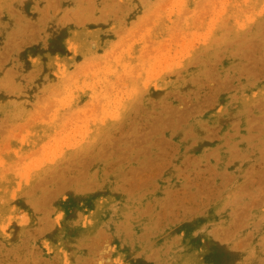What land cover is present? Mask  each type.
Returning a JSON list of instances; mask_svg holds the SVG:
<instances>
[{"label": "rangeland", "instance_id": "rangeland-1", "mask_svg": "<svg viewBox=\"0 0 264 264\" xmlns=\"http://www.w3.org/2000/svg\"><path fill=\"white\" fill-rule=\"evenodd\" d=\"M59 3L0 0V264H264V0Z\"/></svg>", "mask_w": 264, "mask_h": 264}, {"label": "bare ground", "instance_id": "bare-ground-1", "mask_svg": "<svg viewBox=\"0 0 264 264\" xmlns=\"http://www.w3.org/2000/svg\"><path fill=\"white\" fill-rule=\"evenodd\" d=\"M57 1H58V3H59V0H57ZM93 1H94V0H93ZM90 2H91V0H90ZM99 2H100V1H99ZM50 4H51V3H50ZM51 5H52V4H51ZM58 5H60V3H59ZM60 6H61V5H60ZM52 7H53V5H52ZM54 8H55V6H54ZM60 8H61V7H60ZM69 9H70V8H69ZM74 9H75V8H74ZM70 11H71V10H70ZM72 11H73V10H72ZM13 12H15V10H14ZM17 12H18V11H17ZM17 12H15V13H17ZM74 12H75V11H74ZM75 13H76V12H75ZM18 14H20V13L18 12ZM47 14H48V13H47ZM67 14H68V13H67ZM20 15L22 16V14H20ZM49 15H50V13H49ZM75 15H76V14H75ZM67 16H68V15H67ZM73 16H74V15H73ZM49 17H50V16H49ZM80 17H83V16H80ZM68 18H69V16H68ZM70 18H72V17H70ZM44 20H45V19H44ZM101 20H103V18L100 19V21H101ZM19 21H20V20H19ZM77 22H78V21H77ZM33 25H35V24H33ZM44 25H45V24H44ZM35 26H36V25H35ZM22 27H23V26H22ZM27 27H28V26H27ZM29 28H30V27H29ZM34 28H35V27H34ZM34 28H33V29H34ZM38 28H39V26H38ZM26 29H27V28H26ZM35 29H36V28H35ZM41 30H42V29H41ZM24 31H25V29H24ZM12 32H13V31H12ZM37 32H38V31H37ZM37 32H36V33H37ZM14 33H15V32H14ZM32 33H34V32H32ZM17 34H18V33H17ZM19 34H20V33H19ZM19 34H18V35H19ZM24 34H25V33H24ZM24 34H23V35H24ZM28 34H29V31H28ZM34 34H35V33H34ZM37 34H38V33H37ZM12 35H13V34H12ZM14 35H16V33H15ZM29 35H31V34H29ZM26 36H27V35H26ZM32 36L34 37V35H32ZM39 36H40V34H39ZM14 38H15V37H14ZM40 38H41V37H40ZM11 39H12V38H11ZM22 39H23V38H22ZM22 39H21V41H19V42H21L20 44H22ZM16 40H19V39H16ZM23 40H24V39H23ZM12 41H13V40H12ZM14 41H15V40H14ZM14 41H13V42H14ZM35 41H36V40H35ZM15 42H16V41H15ZM259 43H260V42H259ZM9 44H10V43H9ZM12 44H13V43H12ZM261 44L264 45V43H261ZM261 44H260V45H261ZM13 46H14V45H13ZM13 46H12V47H13ZM261 46H262V45H261ZM20 48H21V47H20ZM9 50H10V49H9ZM11 51H13V50H11ZM3 59H5V58H3ZM9 60H10V59H9ZM0 62H1V61H0ZM8 62H9V61H8ZM3 63H6V61L4 60ZM3 63H2V64H3ZM13 64L15 65V63H13ZM15 66H16V65H15ZM10 67H11V66H10ZM2 68H3V67H2ZM6 70H7V69H6ZM12 70H13V69H12ZM13 71H15V70H13ZM13 71H11V73H14V74L16 75V74H17V73H15L16 71H15V72H13ZM5 72H6V71H5ZM3 73H4V72H3ZM6 73H7V72H6ZM3 75H4V74H3ZM5 76H6V75H5ZM16 76H17V75H16ZM2 78H4V77H2ZM15 78H16V77H15ZM7 79H8V78H7ZM16 79H17V78H16ZM2 81H3V79H2ZM2 81L0 80V82H2ZM9 81H10V83H11V80H9ZM13 81H14V80H12V82H13ZM15 82H16V81H14V83H15ZM4 83H5V81H4ZM4 83H3V84H4ZM6 83H7V82H6ZM14 83L12 84V86L15 85ZM199 83H200V81H199ZM3 84H2V85H3ZM2 85H1V86H2ZM8 85H9V84H8ZM3 86H4V85H3ZM3 86H2V87H3ZM2 87H0V88L2 89ZM5 87H6V86H4V88H3L2 90H4ZM6 88H9V89H10L11 86H10V87H6ZM6 90H7V89H6ZM6 90H5V91H6ZM10 91H11V90H10ZM7 92H8V91H6V93H7ZM207 97H208V96H207ZM211 98H212V97H211ZM204 100H205V99H204ZM210 100H211V99H210ZM175 114H176V113H175ZM179 114H180V113H179ZM179 114H178V115H179ZM186 114H187V113H186ZM176 115H177V114H176ZM176 115H174V116H176ZM188 115H189V114H188ZM186 116H187V115H186ZM180 117H181V116H180ZM160 118H161V117H160ZM178 118H179V117H178ZM1 119H2V118H1ZM172 119H173V118H172ZM178 120H179V119H178ZM180 120H181V119H180ZM182 120H183V119H182ZM182 120H181V123H182ZM161 121H162V120H161ZM173 121H175V120H173ZM185 121H186V120H185ZM158 122H159V120H158ZM179 122H180V121H179ZM161 123L163 124V121H162ZM175 123H176V122H175ZM170 124H171V123H170ZM172 124H173V123H172ZM0 125H1V124H0ZM151 126H152V125H151ZM154 126H155V125H154ZM154 126H153V127H154ZM178 126H179V125H178ZM155 127L159 128L158 126H155ZM157 128H153V129H154V130L156 129V131H157V130H158ZM150 131H151V130H150ZM151 133H152V132H151ZM151 133H149V135H150ZM124 134H125V133H124ZM152 134H153V133H152ZM175 134H176V133H175ZM139 136H140V135H138L137 137H139ZM142 136H144V135H142ZM142 136H140V137H142ZM169 136H170V135H169ZM146 137H147V136H146ZM142 138H143V137H142ZM138 139H139V138H138ZM147 139H148V138H147ZM164 139H165V137H164ZM144 140H145V139H144ZM162 141H163V140H162ZM115 145L117 146V144H115ZM115 145H114V146H115ZM155 146H156V145H155ZM183 148H184V147H183ZM162 149H163V148H162ZM176 149H177V148H176ZM185 149H186V148H185ZM150 150H151V149H150ZM179 150H180V149H179ZM188 150H189V149H188ZM188 150H187V151H188ZM168 151H169V150H168ZM173 151H174V150H173ZM263 151H264V150H263ZM99 152H100V151H99ZM101 152H102V151H101ZM104 152H105V151H104ZM106 152H107V150H106ZM109 152H110V151H108V153H109ZM115 152H116V151H115ZM164 152H165V151H164ZM108 153H107V155H108ZM161 153H162V152H161ZM180 153H181V152H180ZM184 153H186V152H184ZM101 154H102V153H101ZM146 154H148V152H146ZM151 154H152V152H151ZM107 155H106V156H107ZM114 155H115V154H114ZM160 155H161V154H160ZM162 155H163V154H162ZM188 155H189V154H188ZM136 156H137V155H136ZM175 156H176V155H175ZM175 156H173V157H175ZM173 157H172V158H173ZM185 157H186V156H185ZM189 157H190V156H189ZM206 157H207V156H206ZM135 158H137V157H135ZM153 159H154V158H153ZM178 159H179V158H178ZM189 159H190V158H189ZM189 159H188V162H189ZM175 160H176V159H175ZM179 160H180V159H179ZM183 160H184V158H183ZM183 160H182V161H183ZM185 160H186V159H185ZM89 161H90V160H89ZM150 161H151V160H150ZM172 162H173V161H172ZM184 162H185V161H184ZM147 163H148V162H147ZM147 163H146V164H147ZM149 163H151V162H149ZM170 164H171V163H170ZM178 164H179V163H178ZM201 164H202V163H201ZM150 165H151V164H149V166H150ZM180 165H181V164H180ZM152 166H153V165H152ZM183 166H184V165H183ZM154 167H155V166H154ZM166 167H167V166H166ZM173 167H174V166H173ZM184 167H185V166H184ZM176 168L179 170V168L177 167V164H176ZM180 168H181V167H180ZM164 169H165V168H164ZM173 169H174V168H173ZM158 170H159V169H158ZM170 171H171V169H170ZM107 172H108V171H107ZM160 172H161V171H160ZM179 172H180V171H179ZM118 173H119V172H118ZM177 173H178V172H177ZM86 174H87V173H85L84 175H86ZM141 174H142V173H141ZM82 175H83V174H82ZM82 175H81V176H82ZM84 175H83L82 177H84ZM152 175H153V174H152ZM180 175H181V174H180ZM87 176H88V175H87ZM143 176H144V175H143ZM215 176H216V175H215ZM69 177H70V175H69ZM154 177H155V176H154ZM259 177H260V176H259ZM199 178H200V177H199ZM214 178H215V177H214ZM53 179H54V178H53ZM67 179H68V178H67ZM135 179H136V178H135ZM140 179H141V178H140ZM145 179H146V178H145ZM229 179L232 180V178H229ZM249 179H250V178H249ZM51 180H52V179H51ZM141 180H143V179H141ZM141 180H140V181H141ZM68 181H70V180H68ZM73 181H74V180H73ZM73 181H72V182H73ZM134 181H135V180H134ZM192 181H193V180H192ZM192 181H191V182H192ZM57 182H58V181H57ZM137 182H138V181H137ZM205 182H206V181H205ZM149 183H150V182H149ZM199 183H200V182H199ZM207 183H208V182H207ZM136 184H137V183H136ZM211 184H212V183H211ZM63 185H64V183H63ZM134 185H135V184H134ZM137 185H138V184H137ZM137 185H136V186H137ZM142 185H143V184H142ZM205 186H206V185H205ZM141 187H142V186H141ZM200 187H201V186H200ZM200 187H199V188H200ZM202 187H203V186H202ZM58 189H60V188H58ZM62 189H64V188H62ZM200 189H201V188H200ZM179 192H180V191H179ZM208 192H209V191H208ZM209 198H210V196H209ZM166 206H167V205H166ZM190 206H191V205H190ZM187 208H189V207H187ZM187 208H186L185 210H187ZM170 209H171V208H170ZM172 209H173V208H172ZM190 209H191V208H190ZM192 210H193V209H192ZM170 214H171V213H170Z\"/></svg>", "mask_w": 264, "mask_h": 264}]
</instances>
